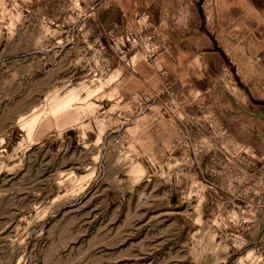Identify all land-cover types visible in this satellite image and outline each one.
Here are the masks:
<instances>
[{
  "label": "rangeland",
  "instance_id": "374dc122",
  "mask_svg": "<svg viewBox=\"0 0 264 264\" xmlns=\"http://www.w3.org/2000/svg\"><path fill=\"white\" fill-rule=\"evenodd\" d=\"M0 264H264V0H0Z\"/></svg>",
  "mask_w": 264,
  "mask_h": 264
},
{
  "label": "bare ground",
  "instance_id": "6f19581e",
  "mask_svg": "<svg viewBox=\"0 0 264 264\" xmlns=\"http://www.w3.org/2000/svg\"><path fill=\"white\" fill-rule=\"evenodd\" d=\"M68 108V107H67Z\"/></svg>",
  "mask_w": 264,
  "mask_h": 264
}]
</instances>
